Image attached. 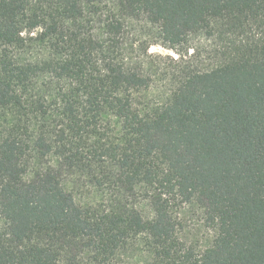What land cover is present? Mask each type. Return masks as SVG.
I'll return each instance as SVG.
<instances>
[{
    "label": "trees",
    "instance_id": "obj_1",
    "mask_svg": "<svg viewBox=\"0 0 264 264\" xmlns=\"http://www.w3.org/2000/svg\"><path fill=\"white\" fill-rule=\"evenodd\" d=\"M0 264H264V0H0Z\"/></svg>",
    "mask_w": 264,
    "mask_h": 264
},
{
    "label": "rangeland",
    "instance_id": "obj_2",
    "mask_svg": "<svg viewBox=\"0 0 264 264\" xmlns=\"http://www.w3.org/2000/svg\"><path fill=\"white\" fill-rule=\"evenodd\" d=\"M189 45L191 46H195L197 47V49L199 50V56L196 57L193 61V66L195 68H203L205 66H207V64L210 62L208 60V56H206L203 52H204V48L202 47V43L198 42V39H193L189 42ZM185 49H181L180 53H184ZM191 49H188L187 54L185 55V58H188L189 56H191ZM148 54L152 55V58L150 60V62L158 67H162L163 64L169 62L168 58H177V53L175 51H171V50H167L164 49L160 46H151L148 50ZM91 192L85 190L84 192H79V194H76V197L78 198L79 196L82 195H87ZM83 198V197H81ZM180 232L182 234H184L186 237H190V238H194L197 237L198 235H200V233L202 232L201 227H200V220L199 217L197 216H191V217H186V219H184L181 222V226H180ZM145 258V254L141 251V250H134V251H130L126 253L125 256V260H132V259H138V260H143Z\"/></svg>",
    "mask_w": 264,
    "mask_h": 264
}]
</instances>
